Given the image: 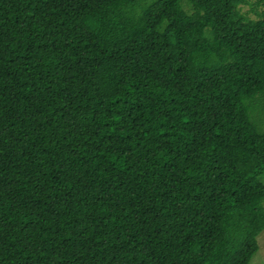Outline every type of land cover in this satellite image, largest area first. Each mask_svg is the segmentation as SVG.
Instances as JSON below:
<instances>
[{"label":"trees","instance_id":"obj_1","mask_svg":"<svg viewBox=\"0 0 264 264\" xmlns=\"http://www.w3.org/2000/svg\"><path fill=\"white\" fill-rule=\"evenodd\" d=\"M246 3L0 0V264H249L264 13Z\"/></svg>","mask_w":264,"mask_h":264},{"label":"rangeland","instance_id":"obj_2","mask_svg":"<svg viewBox=\"0 0 264 264\" xmlns=\"http://www.w3.org/2000/svg\"><path fill=\"white\" fill-rule=\"evenodd\" d=\"M258 0H247L245 5L240 6V12L251 20L258 19L264 13V6L257 3ZM264 127V126H263ZM258 250L252 256L249 264H264V230L257 237Z\"/></svg>","mask_w":264,"mask_h":264}]
</instances>
